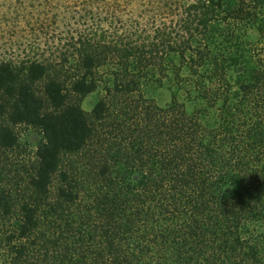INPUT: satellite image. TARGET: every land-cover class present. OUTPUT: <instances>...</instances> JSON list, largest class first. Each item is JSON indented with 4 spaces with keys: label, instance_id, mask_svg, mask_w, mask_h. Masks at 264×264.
<instances>
[{
    "label": "trees",
    "instance_id": "16d2710c",
    "mask_svg": "<svg viewBox=\"0 0 264 264\" xmlns=\"http://www.w3.org/2000/svg\"><path fill=\"white\" fill-rule=\"evenodd\" d=\"M16 1L59 55L0 60V162L42 136L0 187V264H264V0Z\"/></svg>",
    "mask_w": 264,
    "mask_h": 264
},
{
    "label": "rangeland",
    "instance_id": "374dc122",
    "mask_svg": "<svg viewBox=\"0 0 264 264\" xmlns=\"http://www.w3.org/2000/svg\"><path fill=\"white\" fill-rule=\"evenodd\" d=\"M18 6L19 2L16 0H0V60H10L18 66H22L31 57L42 53H45L46 58H52V54L58 56L59 54L54 52L57 46L53 40L55 32L54 26L52 27V19L54 16H18L14 12L15 7ZM58 34H60V29ZM103 88L88 95H77L74 100L79 102L85 110L91 111L98 100L110 96ZM145 91L147 97L161 105L167 104L171 99V93L167 86H161L155 77L150 78ZM122 100L123 98L120 97L115 101L120 103ZM108 122L99 125L100 134L104 136L112 129L107 128ZM19 130L21 131L22 146L14 152H9V160L15 164L5 166L4 163L0 162V187H6L8 182L16 184L15 178L18 172L19 176H28L32 169L34 149L42 136L35 128L20 126ZM97 145L90 146L91 150L96 149ZM89 149L65 156L68 168L77 172L79 178L84 175L81 168L88 162ZM2 160L5 161L6 157L4 156ZM17 168L19 171L16 172ZM9 169H13L12 172H9ZM9 224V221H6L0 214V261L7 248L1 235Z\"/></svg>",
    "mask_w": 264,
    "mask_h": 264
}]
</instances>
